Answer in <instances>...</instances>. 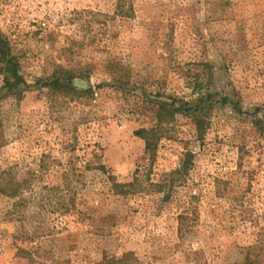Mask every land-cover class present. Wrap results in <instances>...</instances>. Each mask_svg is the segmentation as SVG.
<instances>
[{
  "label": "rangeland",
  "instance_id": "374dc122",
  "mask_svg": "<svg viewBox=\"0 0 264 264\" xmlns=\"http://www.w3.org/2000/svg\"><path fill=\"white\" fill-rule=\"evenodd\" d=\"M0 33L26 82L0 74V176L25 184L0 193V264H236L247 247L264 264V0H0ZM159 106L151 161L134 132Z\"/></svg>",
  "mask_w": 264,
  "mask_h": 264
},
{
  "label": "trees",
  "instance_id": "16d2710c",
  "mask_svg": "<svg viewBox=\"0 0 264 264\" xmlns=\"http://www.w3.org/2000/svg\"><path fill=\"white\" fill-rule=\"evenodd\" d=\"M120 3V2H119ZM0 74L3 76V87H5L8 91L16 89L20 86H24L26 84L24 77L19 72L18 61L15 56L9 54V43L5 38H3L0 33ZM71 76H68L67 79H70ZM52 87L57 89L66 90L71 93H75L74 87L72 85H63L59 83L58 79L51 84ZM173 114L166 110L163 106H159L155 113V124L150 128H138L134 135L141 138L144 141V151L152 161L155 157L156 147L158 141L164 134V129L168 120L172 119ZM168 119V120H167ZM196 122V121H195ZM199 122V121H198ZM264 125V122H259ZM198 126H200L198 124ZM260 129H264V126H260ZM138 179L136 177L133 178L130 182H112V190L115 195L124 196L139 190ZM153 187L161 188V183H152ZM25 184L24 181H17L10 174L9 171L4 172L0 176V193L6 194L9 197H17L20 192L24 189ZM20 200L14 202V206H16ZM178 231L181 234V231L184 227L183 221L185 219L184 216H178ZM247 251L245 252L241 262H237L236 264H261L260 259L257 255L250 253L252 247H247ZM21 252H25V250H20ZM129 255H126L124 258L120 259L114 258H105L102 260V264H128Z\"/></svg>",
  "mask_w": 264,
  "mask_h": 264
}]
</instances>
